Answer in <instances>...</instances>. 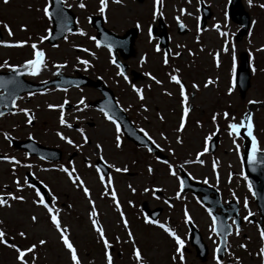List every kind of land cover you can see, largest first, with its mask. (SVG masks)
<instances>
[{"label":"rangeland","instance_id":"374dc122","mask_svg":"<svg viewBox=\"0 0 264 264\" xmlns=\"http://www.w3.org/2000/svg\"><path fill=\"white\" fill-rule=\"evenodd\" d=\"M94 6H97V0H91ZM212 10L211 18L208 19V25L204 31L197 32V24L200 22L201 12L198 0H163L161 12L172 23L170 27L171 37L170 45L174 46L173 52L169 57L168 67H163L161 59L155 56L156 61L150 58V69L155 72L158 79L162 81L161 85L155 82H150L148 78L143 79L142 83L125 81L117 76L116 68L113 67L112 57L102 54L104 50L99 51L100 55H93L96 50L92 51L89 36L90 29L87 20V9H80L76 5L77 0H66V4H71L74 11L79 17V28L83 29L86 36L79 34L71 35L66 41H60L57 46L52 47L46 41L38 43L46 53L47 68L40 72L41 78H46L56 71L53 67L55 64H64L61 69L64 72H71L74 66H81V70L88 72L91 76L103 75V77L114 84H118L119 93L123 102L133 105L135 115H143L144 130H150L153 138L163 146L170 162L174 166L176 176L169 173L167 166L156 160L152 154L144 149H138L127 140L121 138V147L115 146L114 137L115 126L97 113H90L95 126L89 127L82 125L85 134L88 136L89 142L84 144L82 157H87L89 163L94 164V160L101 153L96 150L95 145L99 143L102 146V155L108 164L119 168H127V172H116L111 168V177L117 199L120 204V209L114 205L110 196L102 195L104 185L98 179V173L95 167L85 166L81 159L74 161V166L77 173L85 182V186L90 189L92 200L98 213L100 224L104 227L106 236L112 247L110 254L113 257L114 264H136L132 256V244L128 241L127 230L123 227L120 212L124 213V219L128 221L129 228L133 233L136 245L141 249L144 264H177V260L169 259V254L174 250L175 243L161 229L158 224L152 225L145 222V217L142 215V202H147L151 208L162 207L161 221L158 223H167L171 219H175L174 225L180 226L179 235L185 240L188 250H184L186 264H214L213 260L208 258L201 261L196 255L195 249L189 243L186 228L184 226V210L187 209L191 218L197 221L198 226L202 230L204 240L208 245L209 252L212 249L214 242L217 239L216 234L211 232L212 220L207 213L206 207L200 201L199 197L191 192H182L181 198L176 197V192L180 191L178 178L181 179L178 165H183L184 170L194 181H199L221 188V192L225 191V195L243 196L248 198V193L245 189L247 181L240 175L243 171L242 154L244 152L243 139L235 135H229L227 123L222 116L217 117L214 124L211 117L214 113H223L227 111L229 117H235L234 122H239L247 113L252 114L254 123L253 134L257 137L258 146L264 150V51H258L261 45H264V9L258 5L264 4V0H253L252 6H249L247 0H241V5L250 18V26L246 34L239 41L235 39L236 33L239 30V25L229 17V2L230 0H203ZM45 0H8V3H3L0 0V28L3 33V40H29V43L38 41L40 36L46 35L45 29H51L50 20L45 18L42 12L37 11L41 8ZM87 5V0H84ZM31 5V8H29ZM153 7V0H122L119 5H114L115 10L110 11L111 20L109 24L117 23L121 30L134 26L137 21L140 25L146 27L147 22L142 18L147 15L146 10ZM184 8L191 15H181L179 9ZM239 8V7H238ZM227 13V18L225 17ZM180 16L181 20L187 25L188 31L179 33L176 30L175 17ZM199 17V21L197 20ZM252 21H255L253 25ZM3 23H7L14 35L9 37L7 31L3 28ZM27 25L26 31L20 30V25ZM213 24H219L220 30L230 33L227 37L235 45L236 63L239 64V55L244 51L251 52L249 56L250 63V86L247 88L245 95L242 96L236 83L231 94L228 93L230 80L232 79V58L231 47L229 52L224 53L221 48L224 46V39L219 33L213 29ZM140 31L142 29L140 28ZM249 31L251 35H249ZM140 41L146 38L145 30L142 33ZM89 35V36H88ZM199 36V40H197ZM79 45L80 47H74ZM180 45L181 47H177ZM87 48L89 51L84 52L82 49ZM193 48L192 54L189 50ZM31 48L27 45L22 48H6L0 46V63L7 61L10 64H22L25 59L31 58ZM180 52V56H175L174 53ZM220 52V65L216 66L213 59V54ZM77 57L82 60H88L87 68L77 61ZM132 64L136 65V59H132ZM255 68V72L252 68ZM179 69V75L185 85L189 96V104L191 111L187 118L186 127L182 134L175 130L179 125V115H181V97L179 94V86L171 82L170 74H174V69ZM5 68H0L3 70ZM211 78L214 83L205 87L206 81ZM40 79V78H39ZM136 84L138 87L144 86L143 94L145 100L141 102L136 93L130 86ZM196 83L198 89H193L191 85ZM150 85V89L148 86ZM171 92V96L165 92ZM68 96L69 101L77 103L81 97L93 96L89 94L88 89L71 90L62 92L57 89H51L40 95L33 97L30 101H21L17 108H26L33 111L37 118V124L30 126L26 123L27 116L22 112H17L9 117L3 127H8L7 130L17 136H28L34 134L38 141L44 145L62 146L69 153L74 149L66 147L63 141L56 135L62 132L65 136L71 137L74 140L81 141L80 133L72 128H67L59 124L60 109H49L48 104L59 105L63 103L64 98ZM257 101V103L249 104L248 101ZM146 106L147 111L141 105ZM82 107L81 105H76ZM65 119L73 124L77 121L74 118V110L65 111ZM25 116V119H24ZM84 120L88 119L89 115L83 113L81 115ZM163 116V120L159 117ZM91 117V116H90ZM197 121L200 124H197ZM218 126V130H217ZM17 130V131H16ZM16 131V132H14ZM219 131V142L214 152L204 153L200 159L204 160L203 164L197 162L196 153L202 152L205 146L204 138L212 133ZM164 134L167 139L161 136ZM121 136V134L119 133ZM181 135L183 143L176 142V136ZM214 136V135H213ZM212 136V137H213ZM240 145V153L236 151V144ZM83 142V141H81ZM169 148L173 151L169 152ZM0 151L7 153L10 156H15L19 160L25 161V164L33 165L32 168L16 169L15 177L12 175L11 164L8 162H0V191L4 190L1 187L4 184L9 185L8 190H15L12 180L20 178L23 181L25 171L29 170L41 177L55 191L57 196L56 207L60 210L59 216L62 224L69 227L70 239L78 249V255L82 264H106L104 249L102 243L91 226L89 212L91 208L88 204L81 189L76 188L68 179L67 175L60 171L59 167L47 165L38 159L25 157V154L16 151L8 144L4 143L0 136ZM188 161V163H185ZM216 163L215 170L213 163ZM149 166L153 169L149 173ZM232 170V171H231ZM218 176V178H217ZM230 177V178H229ZM107 180V176L105 177ZM243 183V191L241 189ZM131 186V187H129ZM135 189V192L132 189ZM149 188V192L144 189ZM159 189L160 193L152 190ZM22 194L26 201L11 202V208L0 207V221H3V226L6 228L9 236H16L20 230L27 232L28 238L24 239L22 246L26 247L37 239H45L46 245L38 246L37 264H70L68 254L64 249L62 242L59 239L58 233L51 225L46 210L42 206H37L32 203L35 199L34 193L27 187ZM241 199V198H240ZM129 201L132 203L130 204ZM167 201V203L165 202ZM71 205V207H68ZM251 212L256 213L257 207L253 203L250 208ZM145 213V212H144ZM32 215L38 217V222L33 224L30 220ZM178 222V223H177ZM167 225V224H166ZM154 226V227H153ZM171 228L169 225H167ZM176 227V228H177ZM257 235L256 233H252ZM116 237H119L117 242ZM20 238V237H19ZM233 238L230 239V243ZM16 242H20L16 238ZM16 253L9 248L0 246V264H16ZM210 255V253H209ZM178 264H181L180 262Z\"/></svg>","mask_w":264,"mask_h":264},{"label":"snow or ice","instance_id":"6c2138e0","mask_svg":"<svg viewBox=\"0 0 264 264\" xmlns=\"http://www.w3.org/2000/svg\"><path fill=\"white\" fill-rule=\"evenodd\" d=\"M58 2H60V0H58ZM111 2L116 3V4H120L122 2V0H111ZM189 2H190V0H189ZM198 2H199V0H198ZM247 2L249 4V6H252L253 0H247ZM3 3L7 4L8 0H3ZM162 3H163V0H153V10H152L153 19H155L157 16L163 15V13L160 10V8L162 7ZM50 5H51V0H45L44 5L41 8L36 9L37 11L42 12L43 16L49 20H51L53 18V13L50 11ZM66 6L68 8L72 7L71 4H67ZM76 6L79 7L80 9H85L87 7V5L84 3V0H80V2ZM108 6H109V0H97V11L99 14L105 16V19L107 18L106 17V11L108 9ZM258 6L261 9H264V4H259ZM29 8H31V5H29ZM179 11H180L181 15H191V13H188L187 10L184 8L179 9ZM56 15L61 20V22L64 21L63 9H59L57 11ZM225 17L227 18V13H225ZM88 19L91 20V17H89ZM175 19L181 28L186 27V25H184V23L182 22L180 16L175 17ZM197 20L199 21V17H197ZM252 23L254 25L255 21H252ZM2 26L7 31V34L9 37H12L14 35L11 27L7 23H3ZM136 27L138 29L141 27L139 21L136 22ZM212 27H213V29H215L219 33L220 36L225 37L224 46L221 48L220 51H222L224 53H228L229 47H231L232 79L230 80V86L228 87V90H227L228 93L231 94L233 91V88L235 86V76H236V69H237L235 45L227 38L231 34L228 32H225V31H221L219 24H213ZM20 30L26 31L27 25L21 24ZM68 31L71 32L72 30L68 29ZM201 31H204V29H202L198 23L197 24V32L199 33ZM45 32H46V35L40 36L38 38V41L31 42V43H29V40H26V39L25 40H3V39H0V46L6 47V48H22V47L27 45L32 50L31 51V58L25 59L22 64H10L7 61H4L3 63H0V68L8 69V70L14 72L16 76H20L23 74H27V75H31V76L39 75V73L42 71V69L47 68V66H48L47 61H46V53L41 47L38 46V43H42L43 41L48 40L50 38V36L52 35L51 29H45ZM76 34H79L81 36L87 35V33H85L83 31V29H77ZM152 35H153V29L151 26H149L148 37H149L150 41L152 39ZM249 35H251L250 31H249ZM63 38L65 40H67L68 37L64 36ZM89 39L93 40L96 43L97 47L101 46V42L99 40H97L96 37H94V36L89 37ZM197 40H199V36H197ZM113 46L114 45L112 43H109L107 45L109 53L112 52ZM74 47H80V46L74 45ZM177 47H181V46L177 45ZM154 50L156 52L161 51L159 45H157ZM82 51L88 52L89 50L87 48H84V49H82ZM258 51H264V45H261V47H260V49H258ZM180 54H181L180 52L174 53L175 56H180ZM189 54H192L191 50H189ZM93 55H95V54L93 53ZM251 55L252 54L250 52L249 56L251 57ZM168 56H169V52L163 53L162 62L165 65H168V63H169ZM144 59H145V57H141V62H143ZM213 59H214V62L216 63V66L219 67V65H220V52L214 53ZM77 61L79 63L83 64L85 66V68H87L89 65L88 60H82L80 57H77ZM111 62L113 64H116L115 59H112ZM66 63L67 62L65 61L64 64L53 65V67L56 68V73H54V74L58 75L60 73V69L62 67H64ZM116 66L118 68H120V65L117 64ZM252 71L255 72L254 67L252 68ZM173 72H174V74H170L169 79L171 82H173L179 86V94L181 97V100H180L181 116H180V120H179V125L175 131L177 133L182 134L185 130V127H186V122H187V118L189 116V113L191 111V106L189 104V96L187 94V90H186L185 85L182 82L181 77L179 75L180 70L177 68V69H174ZM117 74L119 76L123 77V79L126 82L129 81V77L125 74V72L122 68ZM144 75L146 77H148L151 81H154L157 85L162 84V81L157 79L155 76L151 75V73L146 72V73H144ZM212 83H214V81L211 78H209L206 81L204 86L207 87L209 84H212ZM130 86L133 89V91L136 93L138 99L141 102H143L145 100V96L143 94V88L138 87L136 84H131V83H130ZM149 87H150V85H149ZM191 87L193 89H198L199 85H197L196 83H193L191 85ZM165 94L169 95V96L172 95L171 92H167V91L165 92ZM28 95L31 96V95H33V93L29 92ZM68 103H69L68 100L65 99L64 102L59 104V105L48 104L47 107L49 109H54V108L60 109L59 124L62 126H65L67 128H72V124L69 123L68 120L65 119V113H64L65 105ZM77 103H78V105L82 106V107H77L75 109L77 112H81L85 108L88 107V105L85 104L83 97H81ZM248 103L254 104V103H257V101L250 100V101H248ZM12 104H13V107L16 106L15 100L12 101ZM141 106L144 108L145 111H147L146 106H144L143 104ZM17 110L19 112L24 113L27 116L26 123H28V124L32 123L33 116L29 115V109L19 108ZM100 111L102 112L104 117L115 126V132L117 133L114 137L115 146L117 149H119L121 147V136L119 135V133L121 132V125L119 123H117L116 119H114V117L108 111H105V109H103V108L100 109ZM4 115H5V113L3 111H0V117H3ZM218 116H222L225 119V121L227 123V128L229 130V135H235L236 137H240L241 136V129H244L245 135L248 138H250L251 147L247 150V163H248V165L252 166L253 170H255V166L257 164H264V159H260L257 156V153L260 152L261 150L258 146L257 137L253 134L254 123H253V119H252V114L249 112L246 115H244L243 118L239 122H234L235 117L230 118L229 113L227 111H224L223 113H214L211 117L214 124L216 123ZM159 118L161 120H163V116H160ZM197 124L199 125L200 122L197 121ZM217 130H218V126H217ZM77 131L80 133V136L83 139V144L75 143L71 138L65 136L62 132L58 131L56 133V135L61 140L66 141L67 144L73 146L74 148L81 149L84 144H87L89 142V140H88V136L84 132V129H82V128L77 129ZM139 131L142 132L144 134V136L147 137V139L149 141H151L152 144L155 145L156 148H160V145L156 144V142L152 139V137L148 134L147 131H145L143 128H141ZM3 135H4V139L7 140L9 143H11L10 134L5 132V133H3ZM29 135L31 136V134H29ZM213 135H215V133H212L209 136H206L204 138L205 146L203 148V151L196 153L197 162L200 164L204 163V160L200 159V157L204 153L209 151V141L211 140ZM161 136L164 139H167V137H165L163 133H161ZM176 142L179 144L183 143L181 135L176 136ZM233 143L236 144V141L234 140ZM95 148H96V150H98L99 153H101L98 157L99 160L103 161L104 164L107 165V167L114 168V170L116 172H127L126 167L125 168L115 167L114 165L107 164V161H104V157L102 155L103 149L99 143H97L95 145ZM147 150L149 152H151L152 148L149 147ZM168 150H169V152L173 151L171 148H169ZM236 151L238 154L240 153V145L239 144H236ZM25 155L27 156L28 153H25ZM41 159H43V157H41ZM0 161L8 162L11 164L12 175L14 177H15L16 169L18 166H22V167L29 168V169L33 167V165H31V164H22L21 160L17 159L15 156H10L7 154L0 155ZM163 163L169 169L170 175L175 177L177 174L173 170L174 169L173 164L169 163L167 160H164ZM185 163H188V161H185ZM69 164L71 165V167H66L64 165H60L59 169H60V171H62L63 173H65L67 175L69 181L76 188L82 190V192H83L85 198L87 199L88 204L91 208V211L89 212V219H90L92 228L94 229V231L96 232V234L98 236L99 241L102 243V246L104 249V256H105L106 264H114L113 257L110 254V249H111L112 245L106 236L104 227L99 222L97 209L95 206V202L91 198L90 189L87 186H85V182L81 178V176L77 173V169L75 168L74 163L72 161H69ZM86 166L95 167V171L98 173V179L101 182V184L104 185V192L102 193V195L110 196L114 202L115 207L117 208V210H119L120 204H119V201L117 199V193H116L114 187H112L113 179H112L111 175H108L107 173H105L101 167L95 166L91 163L87 164ZM180 167L183 168V165H181ZM215 168H216V163L214 162L213 163V169L215 170ZM148 171H149V173H151L153 171V169L149 166ZM240 175L243 176L245 180H247V176L245 175V173L243 171H241ZM106 176H107V180H105ZM217 178H218V176H217ZM178 182H179L180 191L176 192V197L181 198V191L183 190V187H184V180L178 178ZM204 182L207 183V179H205ZM40 183L43 185L44 189H47V192H42L41 189L36 186V184L30 183L27 176H25L23 178V181H21L20 178H15L12 180V184L15 186L14 191L8 190L9 185L4 184L2 186V188L4 190L0 191V207L11 208V206H12L11 202H21V203L25 202L26 201L25 196L22 194H17V193H22L26 187L28 189H31L34 193V196H35V199L32 200V203L34 205H37V206H42L46 210L48 219H49L51 225L54 227L55 231L58 233L59 239L62 242V245L68 254L70 264H82L81 259L78 255V249L74 245L72 240L70 239L69 227L66 224H62V222H61V219L59 216L60 210L56 207V201L58 199L57 196L52 193L51 189H49L47 184H44L43 181H41ZM129 187H131V186H129ZM248 188L250 191L252 190V185L250 183L248 184ZM158 190L159 189H153L152 190L153 195H155V192ZM132 191L135 192V189L133 188ZM144 191L149 192L150 189L145 188ZM165 202L167 203V201H165ZM129 203L131 204L132 202L129 201ZM68 207H71V205H69ZM244 207L246 209L248 208L247 199H245V201H244ZM252 215L253 214L249 211L248 214L243 217V219L245 221L250 222L249 217ZM120 216H121V220L123 223V227L127 230L128 241L132 244V256L134 257L136 264H144V258H143L141 249L136 245L133 233L129 228L128 221L126 219H124V213L122 211L120 212ZM209 216L211 217V220H212L211 232L213 234H216L219 230L218 221H217L216 216H214L212 214L210 209H209ZM184 217H185L186 223L191 222L192 218H191V216L188 213L186 208L184 210ZM30 220L33 224H36L38 222V217L36 215H32L30 217ZM145 222L146 223H152V224H158V226L161 229H163L174 240L175 244L177 245L175 251H176V253L179 254V260H180L181 264H184L185 257L183 255V249L185 247V240L183 238H181V236L178 235L176 233V231L169 228L164 223H158L157 220L149 219V217H147V216H145ZM232 224L236 225L234 230L232 229L231 226H229L224 231H226L228 233H232L234 231V234L239 236L240 228H239V225L237 224V221L235 219H233ZM16 236H19L22 240L28 238L27 232L24 230L18 231L16 233ZM259 236H260V240H261V247L258 250V254L261 256V264H264V229L259 231ZM116 240H117V242H119V237H116ZM14 241H15V236H9L6 228L3 226V221H0V246H4L6 248L12 249L16 253V255H15L16 264H37L38 246L43 247L47 243V241L45 239H37L36 242L31 243L28 246L24 247V246L14 242ZM239 246L241 248H246V245H244V244H241ZM221 251L228 252L229 255H231L228 248H226V247L222 248V246L219 243H217L214 250H213V259L215 260L216 264H224L222 258L219 255V253ZM172 259L176 260L177 257L173 256ZM236 260L239 264V257H237Z\"/></svg>","mask_w":264,"mask_h":264},{"label":"water","instance_id":"95a60500","mask_svg":"<svg viewBox=\"0 0 264 264\" xmlns=\"http://www.w3.org/2000/svg\"><path fill=\"white\" fill-rule=\"evenodd\" d=\"M204 6V5H203ZM239 7V8H238ZM59 9H63V17L65 15V13L67 14V9L64 7V3L63 0H60V2H58V0H51V6H50V11L53 13V24H54V30L52 32V36L54 35L56 36V34H54L56 32V30L60 29V28H64L65 31L68 30V25L65 22H61V20L57 17L56 13ZM204 22H206L207 18L211 16V12L208 9V7H204ZM74 17V16H73ZM72 17V21H74V18ZM231 17L234 21H236L237 23H239L240 25H242L241 30L238 33L237 39H241L243 34L246 33L250 20H249V16L247 14V12L244 11L243 6L241 5V0H232L231 3ZM71 30L75 29V26H71L70 28ZM65 33V32H64ZM3 36L0 32V39H2ZM23 75L20 76H16L14 72L12 71H7V72H0V89H2L4 91V93L0 94V111L3 112H7V111H11L14 109L12 101L16 100V97L24 91H31V90H35L37 89L38 91L48 87L51 84H56V85H60L63 87H70L73 85H87L88 81L86 79L81 80V79H76L70 76H60L61 79L60 81L58 80H54L50 83H45V84H41V85H36V84H32L30 82H23L22 79ZM250 72H249V65H248V57H247V53L243 52L241 54V61H240V66L237 70V83L238 86L240 87V92L242 95L245 94V91L247 90V88L250 85ZM83 79V78H82ZM98 83L101 85V82L98 81ZM97 85V83H96ZM111 92V91H110ZM2 105H6L7 108L5 109H1ZM110 114L113 117H116L123 129L124 132L126 133V135L128 136V138H130L131 140H133L136 144L139 145H144L147 147H151L152 151H154L161 159H168L166 156H164V154H162L160 152V150L158 148L155 147L154 144H152L151 141H149L147 139V137H145L140 131H138V129H136L134 127V125L132 124V122L130 121V119L128 118V116L126 115V113H121L118 114L117 111L112 112L110 111ZM241 136H243L245 138V152L243 155V159H244V164H245V173L248 175V178L252 184L254 193H255V197H256V201L258 203L259 209H260V213H261V217L262 220H264V164H257L255 166V170H253L252 166H249L247 163V150L251 147V143H250V138H248L245 135V132L241 129ZM217 143H218V136L215 137V139H213L210 143V147L209 150L210 151H214L215 148L217 147ZM27 144V141L25 142H19L17 143V145L19 146H24ZM40 147V145H30L28 147L30 153H34L37 152L38 153V149L35 150L36 148ZM42 150H46L49 149L47 147H41ZM258 158L260 159H264V152H258L257 153ZM102 169L105 171V173L109 172V169L107 166L102 167ZM183 179H184V188L185 189H192L194 192L198 193L200 192V190H207V191H213L212 188L207 187V186H203L200 183H196V182H192L190 180V177L183 172ZM207 202L211 203L213 205L214 202L209 201L207 199H205ZM147 209V207H146ZM148 210V209H147ZM160 210H156L152 212V215L154 217H156L158 215ZM218 222H219V230L218 232L221 234V239L223 241L222 246L224 245V241H226V236L228 234V232L224 231L225 229H227L226 227V222L221 219L218 218ZM264 229V226H263ZM195 239H193V242L195 243L196 241L198 242V240L200 241V237L198 236L197 231H195ZM198 239V240H197ZM204 250V248H203Z\"/></svg>","mask_w":264,"mask_h":264},{"label":"flooded vegetation","instance_id":"af4514ba","mask_svg":"<svg viewBox=\"0 0 264 264\" xmlns=\"http://www.w3.org/2000/svg\"><path fill=\"white\" fill-rule=\"evenodd\" d=\"M114 5H119V4L112 3L111 0H109V6H108V9L106 11V17L107 18L105 19V16H103V15L98 13L97 6H94V2L89 0L88 6H87V9H88L87 13H88V18L91 17V20L88 19V21H89V26L93 29L94 33H95V29L92 26V16H96V15H99V16H101L103 18L104 24L107 27L109 26V28L114 29V31H116V32H118L120 34L124 33L129 28L128 27L125 30H121L117 23H113L112 26L109 24L110 20L108 19V16L110 15V11L115 10L116 13L119 14V11L114 9ZM152 10H153L152 8H148L146 10V14L147 15H145L142 18L143 20H146L147 24H150L152 29H153V35H152L151 41L149 40V37H146L143 41H140V38L142 36L140 28L138 29V35L136 36V39H135V41H136L135 42V54H134L135 57L133 58V60L136 59V65H135V67L133 69L136 71L135 78L136 79L138 78V80L147 78L144 75V72H147V71L151 70L150 67H149L150 66V62H149L150 58L152 57L151 61L155 59V56H152V55H157V53L160 54V55H163V53L165 52L163 50V48H161L160 46H159L160 49H161L160 52H156L154 50L155 47L157 45H159L158 35L160 34L161 29L157 26L158 16L155 19H153V17H152ZM162 17L165 19L167 30L171 34L170 27L172 26V23L168 20V18H165L164 16H162ZM96 21H98V19ZM102 48H104V46H102ZM105 48H107V47H105ZM112 55H113V53H112ZM117 55H118V53H117ZM141 57H145L143 62H141ZM74 71H76V70H74ZM131 73H133V72H131ZM128 75L132 77V75L130 73H128ZM51 77H53V76H50L48 78H51ZM92 77H94V76H92ZM96 77H100V76H96ZM96 77H94V78H96ZM39 78H40V73H39V75L33 77L34 80H41V81H44V80L48 79V78H44V79H41V78L39 79ZM104 81L115 92V95H116L117 99L120 100L121 99V95H120V93H119L120 91L118 89V84H120V83L114 84L112 82L106 81L105 79H104ZM132 81H134V77L132 78ZM87 89L89 90V94L90 95H95V97L92 98V99H88V103H87L88 107L85 108L81 112H77L75 110L77 108L76 104L72 107V108H74L76 106L73 109L74 110V115H75L74 118L77 119V121H73L72 127L74 128V130L81 129V126L83 124L86 125V126H89L91 128H92V126L96 125V122L94 121V119L92 117V114H90V113H94L95 112V113L101 115L102 117H104V115L102 114V112L99 109H97L95 106H92L90 104V102H92V100H96V99L102 98V94L99 92L98 89H96L94 87H88ZM40 94L41 93H33V95H31V96H29V95L28 96H24V97H22L20 99L19 103L21 101H23V100L24 101H30L33 97H35L37 95H40ZM124 105H125V107L127 109L132 110L131 112H132V114H134L133 113V108H131V105L129 103L128 104L125 103ZM17 109H16L15 113L19 112ZM83 113H85L86 115H89L88 116L89 118L84 120V118L81 116ZM12 115L13 114H7V115H4L3 117H0V136L2 137L4 143H6L8 145H11V143H9L7 140L4 139L3 133L7 132V133L10 134V132H8V130H7L8 127H3V125L9 119V117L12 116ZM29 115H33L34 116V112L30 111ZM24 119H25V116H24ZM38 119H39V117L38 118L35 117L36 122L34 124H37V120ZM140 123H141V121H140ZM78 136H80V134ZM16 137L18 139H23L24 138V137H19V136H16ZM80 138H81V141H82L83 139H82L81 136H80ZM73 141L75 142V140H73ZM75 143H79V142H77V140H76ZM66 147H67V145H66ZM71 147H73V146H71ZM62 150H63V153H67L66 149H64L63 147H62ZM73 152H77V156L78 157H80L81 154H82L81 150L80 149H76V148H74ZM0 153L1 154H5V153H3V151H0ZM82 161L88 162V159L84 157V158H82ZM234 199L235 198L223 199L224 200V205L228 206V207H225L223 209V211H225L226 214H233V213L236 214V213H238V215L240 216V221H239L240 234H239V236H237V235L234 234V231L231 233L230 237L233 238V240H232V242L230 244L228 243V247H227L229 249L231 255H229V253L226 252L225 257L222 260H223L224 264H238L236 258L239 257V264H261V256L258 254V250L261 247V240H260L259 230H258L259 229V225H258V223L256 221V217L254 215H252V216H254L253 220H252V218L250 216L249 217V221L250 222L245 221L243 219V217L248 214V210L240 202H238L239 204H238V208L237 209H235L233 206H231L229 204V202L231 200H234ZM233 219H235V217H233L230 220L231 223H232ZM235 227H236V225H233V230L235 229ZM253 232H256V234H258V235H253L252 236ZM241 244L246 245V248H241L239 246ZM211 257L212 256H210V259H211ZM214 264H216V262Z\"/></svg>","mask_w":264,"mask_h":264}]
</instances>
